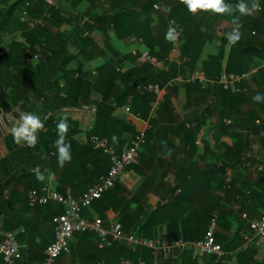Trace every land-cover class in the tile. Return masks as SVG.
I'll return each mask as SVG.
<instances>
[{"label":"trees","instance_id":"16d2710c","mask_svg":"<svg viewBox=\"0 0 264 264\" xmlns=\"http://www.w3.org/2000/svg\"><path fill=\"white\" fill-rule=\"evenodd\" d=\"M160 1L164 2L57 0V4L50 5L44 0H0V123L12 121L7 120L9 117L5 114L16 120L21 113L32 112L44 124V129L37 133L38 143L34 148L17 145L9 135L6 138L8 153L0 160V217L4 219V229L19 230L17 239L29 247L20 260L21 264L43 263L49 243L31 230H39L42 226L40 230L43 232L47 223L53 227L54 216L63 210L59 204L49 202L34 207V217H29L18 206L27 203L30 191L46 185L36 179L32 169L39 166L44 173L46 168L52 169L50 162L58 165L54 143L58 138L56 125L64 118L60 112L68 107L94 106L95 122L89 135L99 136L113 145H116L113 136L121 145L126 143L123 137H135V127L126 118L116 115V108L132 97L133 102H138L137 109H133L135 114L144 119L149 117L157 92L147 91L145 87L157 82L155 67L148 61L140 66H136V62L142 56L161 61L165 57L176 58L173 43L165 39L170 24L180 32V55L177 58L182 64L175 61V71L164 73V82L161 84L159 80L158 83L163 86L185 68L190 72L197 68L204 72L207 82L193 83L201 93H212L222 100L219 120L223 124L230 121L228 130L233 144L225 148L222 164L209 170L223 177L214 192H210L211 186L204 180L194 182L203 203H197L189 189L177 181L175 188L170 186L165 195L167 202L131 233L138 238L160 240L153 225L165 224L169 228V243L196 242L206 237L215 221L214 239L225 254L200 255L187 247L163 258L154 255L151 249H134L127 242L117 241L103 249L97 245L98 256L103 255L104 264H125V261L129 264H264V236L257 235L251 228V223L264 214V103L252 99L257 93L264 94V0H259L261 10L255 11V15L240 18L242 38L234 46L228 45L226 35H216L214 28L222 20L231 23V15L209 12L203 13L202 17L193 15L179 0L174 4L167 2L164 9L170 8L171 11L166 13L156 9ZM84 2L87 3L85 10L82 8ZM238 2L226 0L233 6ZM245 2L251 5V0ZM61 3L71 10L62 7ZM23 15H27L28 20H22ZM67 25L71 29L64 30ZM9 29L21 32L23 40L13 37L4 42L2 34L10 32ZM96 32L104 38L103 48H99L93 38ZM118 44L129 50L116 53L122 55L125 67L118 66L114 56L110 57L116 52L114 49L121 50ZM131 47L135 48L134 55ZM208 47L211 48L207 50ZM27 52L39 57L36 64L26 56ZM100 62H103L102 67L98 65ZM86 66L92 67L84 68ZM92 68L98 72L95 77ZM233 74L248 77L227 87L221 83L223 75ZM129 77L139 79L125 86L126 89L116 88L117 91L113 92L115 81ZM92 92L100 93L102 98L91 99L88 94ZM249 104L254 106L253 109L241 117L244 105ZM66 118L69 124L66 143L71 145L72 154L70 170L80 169L83 160L82 170L86 178L82 184L89 188L108 172L110 159L101 149L75 140L74 137L81 132L80 125L75 119ZM253 143L260 145L259 159L248 154ZM242 164L244 169H239ZM227 170L233 172L229 181ZM205 171L208 169L199 173ZM178 189L180 192L176 194ZM113 192L111 189L96 201L104 211L115 207L109 198ZM34 218L41 219V223L35 224ZM123 224L124 220H121V227ZM29 231L31 233L27 234ZM50 232L53 237V228L48 230ZM94 235L97 237L95 233H77L74 237L78 243L84 240V236L91 238ZM72 247L71 243V253L63 254L58 264L66 263L67 259V264L82 259L79 250H72ZM0 264H4L2 256Z\"/></svg>","mask_w":264,"mask_h":264},{"label":"crops","instance_id":"0c3cea01","mask_svg":"<svg viewBox=\"0 0 264 264\" xmlns=\"http://www.w3.org/2000/svg\"><path fill=\"white\" fill-rule=\"evenodd\" d=\"M44 1L50 5L58 3L57 0ZM176 1L177 0L160 1L159 5H157L159 9H157V7L156 9L164 10V5H166L167 2L174 4ZM86 6L87 3L84 2L82 7L83 10H85ZM62 7L65 8L64 5ZM203 13L205 14V12H199L196 15L202 17L204 16ZM253 14L255 15L256 12ZM214 28L216 35H226V33L231 30L232 23H227L222 20L218 22ZM13 37L18 41L23 40L21 32H12L9 36L2 34L4 42ZM93 38L99 44V48H103V36L96 32L93 34ZM178 42H180V37L178 38ZM118 46L121 50L114 49L116 52L112 53L110 57L114 56L118 66L125 67L126 62L122 55L116 53L129 50L125 49V46H122V44H118ZM208 46H211V44ZM134 50L135 48L131 47L130 51H132L131 53L133 55L136 53ZM38 51H40V49H38ZM179 55L180 53L176 55V58H162V61L155 58V62L146 60L147 56H142L137 59L136 66H140L148 61L149 64L155 67L157 82L145 88L147 91L156 90V100L153 103L150 115L147 119H144L141 115L135 114L136 112H134L133 109H137L138 102H133L132 97L126 98L125 103L116 108V115L129 120L135 127L137 134L145 133L147 141L141 147L139 160L126 169L121 180L113 188L114 192L109 198L110 202L112 201L111 203L115 204V207H111L104 211L103 206L95 201L91 207L83 210L82 214L87 220L100 221L107 229L117 224L121 225V220H124L122 232L128 236L133 233L132 230L135 227L143 225L158 207L163 206L167 202L165 195L168 189H170V186L175 188L177 181L189 189L191 195L197 198V203H203V198L198 192L197 186L194 183L195 181L204 180L206 185L211 186L210 192H214L215 187H218L220 182L223 181L221 174L216 172L214 174V172H210L209 170H211L212 167H218L222 164L221 160L225 148L233 144L228 130L230 121H226V123L223 124L219 120L221 111L223 110L222 100L215 98L212 93H201L199 87L193 83L195 81L199 83L207 82L208 79L204 72L199 70V68L194 72H190L188 68H185V70H183L184 72L182 71L181 74L173 76L167 80L163 86L158 83L159 80L161 84L164 82V73L175 71V61H177L178 65L182 64L177 58ZM26 56L30 58V61L34 64L37 63L39 58L37 55L31 56L30 52H27ZM119 59L122 62H120ZM101 64H103V62L98 63L100 66ZM118 66L116 68H118ZM91 67L86 66L84 68L91 69ZM177 70H179V67ZM92 73L94 77L98 74L96 69L93 68ZM178 73H180V70ZM136 79L139 78L129 77L123 78V81H115L113 92L117 91L116 88L126 89L124 87L129 83L131 84L132 81ZM221 83L224 84L223 80H221ZM187 84L191 85L187 86ZM150 86H152V89ZM88 96L95 100H100L102 98L100 93L92 92L88 94ZM251 105L252 104L244 105L241 117H244L246 113L253 109L254 106ZM85 107L88 106L83 105L78 108H64L60 112V116L75 119L78 121L80 129H82V127H89L90 111L85 109ZM247 107L249 108L248 112ZM5 115L9 117L6 118L7 120L12 121H7V124L2 121L0 123V160L4 157L5 153H8L6 149V138L10 135V128L15 121L9 114ZM74 138L82 144H89L83 141L81 132ZM132 138L133 137L130 135L125 136V138L123 137L126 143L122 145L119 144L118 140L115 142L116 145H113L109 141L103 138L101 139L106 142L108 146L117 148L118 153L122 154L128 147ZM252 149L256 151V158L259 159V152H261L260 145L255 144ZM84 163L85 162L82 160L80 169L70 170L71 163H66L65 166L61 168L50 162L49 164L52 166V169L46 168L44 170L46 177L44 183L46 185L38 190L39 194L45 196L49 192L65 193L67 190H70L73 196H82L88 188V186L82 184V180L86 178L82 170ZM206 168L208 172L199 173V171ZM179 192L180 189H178L176 194H179ZM18 206L20 210L25 211L27 216L34 217L35 211L29 206L28 199L27 203L24 205L18 204ZM152 220L153 222L155 221L153 218ZM34 223L40 224L41 219L34 218ZM51 226L50 223H47L44 225L43 232L40 230L42 226L39 228L40 231L32 229L31 232L35 233V235L43 236L50 244L53 241V237L51 236L52 233H48V230L53 228ZM153 227H156V235L161 241L169 242V228L167 225L160 224L153 225ZM0 230L2 232H8L4 229L3 217H0ZM31 232L29 231L27 234ZM14 233H16L17 236L20 231L18 230ZM97 237H95V235L91 238L84 236V240L78 243L75 237H73L71 243L74 248L72 247V250L78 249L79 253L82 254V259H78L77 263L73 264H82L81 261H83L84 264H104L105 259L103 255L98 256ZM260 242L263 243V239H261ZM18 243L20 244L19 241ZM20 246L23 254L29 248L28 245L20 244ZM90 251H92V253H90ZM70 253L71 251L67 255ZM68 261L69 259H67L64 264H67ZM17 263L21 264V261L19 260ZM124 263L129 264V261H125Z\"/></svg>","mask_w":264,"mask_h":264},{"label":"built area","instance_id":"2783aa9c","mask_svg":"<svg viewBox=\"0 0 264 264\" xmlns=\"http://www.w3.org/2000/svg\"><path fill=\"white\" fill-rule=\"evenodd\" d=\"M157 9H159L157 7ZM172 22V21H171ZM255 34V32H253ZM87 35V34H86ZM173 54L178 55L179 42L178 40L173 44ZM146 60L155 62V58L147 57ZM264 68V64H263ZM248 75H223V82L227 87L230 83L240 82L247 78ZM152 89V86H150ZM90 111V126L82 127V139L89 143L95 149H101L110 159V167L108 172L102 176L97 183L90 186L86 192L79 197L73 196L70 190L65 193L49 192L47 195H40L38 190L30 191L28 196V204L34 208L38 205H45L49 202L59 204L63 210L61 214L53 218V241L47 246L45 250V259L42 264H58L59 258L70 252L71 240L77 233H95L98 236V248L103 249L111 246L114 242H127L134 249L137 247H144L151 249L153 254L163 258H169L176 250L191 247L200 255L213 254L223 256L225 252L220 244L215 242V221L211 224L206 237L203 240L196 242L175 241L172 243L155 240L138 238L136 235H125L122 232L121 225L117 224L107 229L100 221H89L83 216V210L91 207V205L101 199L103 195L113 189L121 180L126 169L135 164L140 158V150L142 145L147 141L145 133L137 134L133 137L128 147L122 154L118 153L117 148L108 146L101 138L95 135H89L92 130V124L95 120V107H85ZM233 172L227 170L228 181ZM55 193V198L52 194ZM251 228L257 235L264 236V214L259 220L251 223ZM250 239L247 240L244 247L249 244ZM0 254L3 258L4 264H17L23 258V253L20 244L18 243L16 233L8 231L2 232L0 230ZM141 264H144L143 262Z\"/></svg>","mask_w":264,"mask_h":264},{"label":"clouds","instance_id":"9594fccd","mask_svg":"<svg viewBox=\"0 0 264 264\" xmlns=\"http://www.w3.org/2000/svg\"><path fill=\"white\" fill-rule=\"evenodd\" d=\"M179 3L186 6L188 12L193 15L199 12H209L216 15H231L232 16V28L226 33V40L229 46L236 45L242 38L240 18L242 16L252 15L255 11H260L261 7L259 0H251L249 6L245 0H239L235 6L226 3V0H179ZM164 11L170 12V8H165ZM238 13V15H237ZM180 32L177 27L169 25L165 39L170 43H175L179 38ZM256 103H264V94L257 93L252 97ZM44 129V124L40 117L32 112H24L19 115V118L14 121L10 128V135L13 137L14 142L17 145L26 147H35L38 143L37 133ZM57 140L54 143L57 155V164L63 168L66 163H70L72 160L71 145L66 143L67 133L69 131V124L67 118H62L56 125ZM118 138L113 136V141L117 142ZM46 159V157H42ZM36 179L40 182L45 181L46 177L39 166L32 169ZM55 193L52 197L55 198Z\"/></svg>","mask_w":264,"mask_h":264},{"label":"rangeland","instance_id":"374dc122","mask_svg":"<svg viewBox=\"0 0 264 264\" xmlns=\"http://www.w3.org/2000/svg\"><path fill=\"white\" fill-rule=\"evenodd\" d=\"M62 4V3H61ZM62 6H63V4H62ZM65 7L68 9V10H71V8L70 7H67V5L65 4ZM28 20V16L27 15H23V18H22V20ZM39 21V20H38ZM40 22V21H39ZM69 29H71V26H65V29L64 30H69ZM15 30V29H14ZM14 30L13 29H9L8 31H10V32H8L6 35L7 36H9L10 35V33H12V32H14ZM2 34V33H1ZM211 47H208L207 48V50L208 49H210ZM249 111V108L247 107V112ZM255 143V142H254ZM253 143V144H254ZM254 146H255V144H254ZM253 145H252V147L251 148H253L254 147ZM249 154V156H254L255 158H256V151H254L253 149L248 153ZM251 164H252V162H250ZM250 168V167H249ZM239 169H244V166H243V164L241 165V166H239ZM18 240V239H17ZM19 241V240H18Z\"/></svg>","mask_w":264,"mask_h":264}]
</instances>
